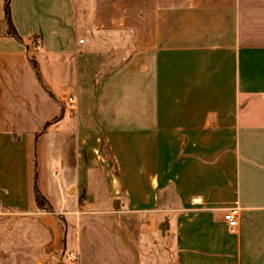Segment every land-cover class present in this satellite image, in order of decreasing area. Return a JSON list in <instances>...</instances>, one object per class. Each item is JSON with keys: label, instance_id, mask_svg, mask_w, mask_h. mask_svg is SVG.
Returning a JSON list of instances; mask_svg holds the SVG:
<instances>
[{"label": "crops", "instance_id": "1", "mask_svg": "<svg viewBox=\"0 0 264 264\" xmlns=\"http://www.w3.org/2000/svg\"><path fill=\"white\" fill-rule=\"evenodd\" d=\"M78 1L0 0V212L69 210L74 264H264V0Z\"/></svg>", "mask_w": 264, "mask_h": 264}, {"label": "rangeland", "instance_id": "2", "mask_svg": "<svg viewBox=\"0 0 264 264\" xmlns=\"http://www.w3.org/2000/svg\"><path fill=\"white\" fill-rule=\"evenodd\" d=\"M89 1L86 0L85 4ZM78 6L80 11V0ZM124 56L122 53L118 59ZM48 202L46 199L44 206L36 202V208L26 211L0 212V264H74L61 242L56 247L53 245L55 239L49 224L50 218L64 222L70 211ZM123 220L129 224V231L131 226H136L135 216L125 214Z\"/></svg>", "mask_w": 264, "mask_h": 264}, {"label": "built area", "instance_id": "3", "mask_svg": "<svg viewBox=\"0 0 264 264\" xmlns=\"http://www.w3.org/2000/svg\"><path fill=\"white\" fill-rule=\"evenodd\" d=\"M67 104L70 107L75 106V99L73 96H69L67 98ZM240 211H241V206L238 203H235L234 205L226 208V210L223 214V218L227 221V223L229 224L230 227H235L237 225L238 217L240 215ZM68 257L70 259H75L76 254L73 251H70V252H68Z\"/></svg>", "mask_w": 264, "mask_h": 264}, {"label": "trees", "instance_id": "4", "mask_svg": "<svg viewBox=\"0 0 264 264\" xmlns=\"http://www.w3.org/2000/svg\"><path fill=\"white\" fill-rule=\"evenodd\" d=\"M8 2V0H7ZM7 7H8V3H7ZM9 15V14H8ZM15 32V31H14ZM35 198H36V202L38 205L40 206H44L45 205V202H46V198L45 196L39 191V189L36 188V191H35ZM49 204V202H48Z\"/></svg>", "mask_w": 264, "mask_h": 264}, {"label": "bare ground", "instance_id": "5", "mask_svg": "<svg viewBox=\"0 0 264 264\" xmlns=\"http://www.w3.org/2000/svg\"><path fill=\"white\" fill-rule=\"evenodd\" d=\"M39 264H41V263H39Z\"/></svg>", "mask_w": 264, "mask_h": 264}]
</instances>
